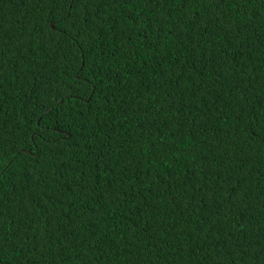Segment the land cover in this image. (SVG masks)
Segmentation results:
<instances>
[{"label": "trees", "instance_id": "trees-1", "mask_svg": "<svg viewBox=\"0 0 264 264\" xmlns=\"http://www.w3.org/2000/svg\"><path fill=\"white\" fill-rule=\"evenodd\" d=\"M0 264H264V0H0Z\"/></svg>", "mask_w": 264, "mask_h": 264}, {"label": "water", "instance_id": "water-1", "mask_svg": "<svg viewBox=\"0 0 264 264\" xmlns=\"http://www.w3.org/2000/svg\"><path fill=\"white\" fill-rule=\"evenodd\" d=\"M50 25L52 26V24L50 23Z\"/></svg>", "mask_w": 264, "mask_h": 264}]
</instances>
